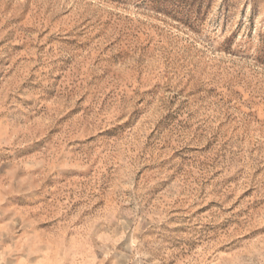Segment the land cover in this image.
<instances>
[{
    "label": "rangeland",
    "instance_id": "rangeland-1",
    "mask_svg": "<svg viewBox=\"0 0 264 264\" xmlns=\"http://www.w3.org/2000/svg\"><path fill=\"white\" fill-rule=\"evenodd\" d=\"M0 264H264V0H0Z\"/></svg>",
    "mask_w": 264,
    "mask_h": 264
}]
</instances>
